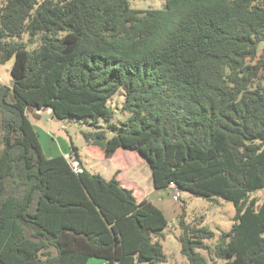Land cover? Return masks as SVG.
Segmentation results:
<instances>
[{
	"label": "trees",
	"instance_id": "trees-1",
	"mask_svg": "<svg viewBox=\"0 0 264 264\" xmlns=\"http://www.w3.org/2000/svg\"><path fill=\"white\" fill-rule=\"evenodd\" d=\"M264 0H4L0 64V264H159L164 211L113 176L48 157L28 115L103 118L105 157L135 151L156 189L232 201L231 229L182 214L189 264H264ZM125 90L120 125L108 100ZM78 156V148L71 144ZM180 264V263H171Z\"/></svg>",
	"mask_w": 264,
	"mask_h": 264
},
{
	"label": "rangeland",
	"instance_id": "rangeland-1",
	"mask_svg": "<svg viewBox=\"0 0 264 264\" xmlns=\"http://www.w3.org/2000/svg\"><path fill=\"white\" fill-rule=\"evenodd\" d=\"M133 8L149 9L165 7V0H129ZM4 0H0L2 5ZM264 51V42L260 45V52ZM14 63V57L0 64V82L12 86L14 77L11 68ZM125 99V90L120 88L109 100L108 105L114 110L112 122L120 125L125 121L128 114L122 110ZM28 115L39 134V139L46 156H56L59 154L70 155L74 157L70 162L77 168H81L91 173L100 174L106 179L116 176L121 184L134 191L138 201L142 199L151 200L155 205L161 208L167 219L168 226L163 231L160 242L163 250L168 257L167 262L159 264H189L188 259L181 252L180 222L182 214H185L187 221H198L200 225H205L215 232V238L207 241L211 246L216 242V238L222 232H228L234 222L236 209L234 203L221 197L213 200L200 196H195L186 191H179L175 188L156 189L153 185L152 171L148 162L135 151L119 148L112 157H105L103 149L98 145L89 143L84 135L85 132L101 130L107 138H110L114 131L108 126L103 118H98L97 126L91 118H74L68 121H62L57 128H64L70 136L71 143L61 136H57L52 131V117L49 109L37 110L31 107L28 109ZM57 121V120H56ZM2 129L0 118V150L2 148ZM78 148V159L72 152V146ZM68 157V156H67ZM180 193L178 199L174 196ZM260 200L264 197V189L258 190L252 194ZM209 261L208 264H220L214 262L207 251H203ZM104 261L98 258H92L89 264H103Z\"/></svg>",
	"mask_w": 264,
	"mask_h": 264
},
{
	"label": "water",
	"instance_id": "water-1",
	"mask_svg": "<svg viewBox=\"0 0 264 264\" xmlns=\"http://www.w3.org/2000/svg\"><path fill=\"white\" fill-rule=\"evenodd\" d=\"M62 121L59 120H55L52 119V123H53V127H52V131L57 135V136H61L63 138H65L66 140H68L71 143V139L70 136L68 135V133L66 132V130L62 127H60V129L57 128V125L59 123H61ZM93 145H98L100 146L102 149L105 148L106 142L103 141L102 138L100 137H96L95 140L92 142ZM76 159H78V156L75 157Z\"/></svg>",
	"mask_w": 264,
	"mask_h": 264
},
{
	"label": "built area",
	"instance_id": "built-area-1",
	"mask_svg": "<svg viewBox=\"0 0 264 264\" xmlns=\"http://www.w3.org/2000/svg\"><path fill=\"white\" fill-rule=\"evenodd\" d=\"M67 158H69V161H71V160L74 159V157H70V156H68ZM171 187L174 188V187H176V186H175V184H172ZM178 196H180V193L176 194V195L174 196V198H175V199H178V198H179Z\"/></svg>",
	"mask_w": 264,
	"mask_h": 264
},
{
	"label": "crops",
	"instance_id": "crops-1",
	"mask_svg": "<svg viewBox=\"0 0 264 264\" xmlns=\"http://www.w3.org/2000/svg\"><path fill=\"white\" fill-rule=\"evenodd\" d=\"M67 156H70V155H66V157H67ZM70 157H71V156H70ZM67 159L69 160V158H67Z\"/></svg>",
	"mask_w": 264,
	"mask_h": 264
}]
</instances>
